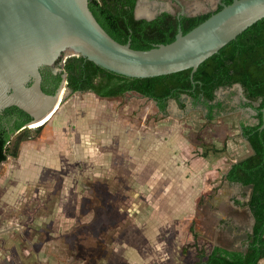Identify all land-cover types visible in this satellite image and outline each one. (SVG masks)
Masks as SVG:
<instances>
[{"label":"rangeland","instance_id":"rangeland-1","mask_svg":"<svg viewBox=\"0 0 264 264\" xmlns=\"http://www.w3.org/2000/svg\"><path fill=\"white\" fill-rule=\"evenodd\" d=\"M142 5L144 16L150 8L180 11L170 0H146ZM231 89L235 91L229 100L231 109L210 121L202 108L183 110L173 99L164 115L154 101L135 92L110 99L91 92H64L57 111L43 120L38 132L31 125L26 127L32 136L20 146V157L8 156L0 164V264H59V259L49 256V241L59 239L63 264H198L199 253H209L214 245L243 249L253 223L245 205L249 187L227 183L223 177L229 163L250 153L239 126L241 121L254 123L255 119L252 110L239 105L240 89L236 85ZM228 93L225 89L217 95L222 98ZM54 133L63 141L59 143ZM59 144L61 149L56 148ZM171 145L177 146L176 153H184L177 161L179 167L189 164L186 151L201 160L207 150L208 167L202 166L198 173L208 169V177L191 184L197 195L179 202L180 214L179 210L175 215L168 213L172 207L166 204L170 202L163 198L165 193L151 194L150 186L142 184L132 167L123 188V184L121 188L113 185L114 196L107 199L109 193L102 189L100 198L94 197L96 179L99 186H107L105 177L119 171L123 178L126 148L138 156L143 150L150 155ZM214 147L224 150L214 152ZM35 148L39 153L35 165L26 163L31 158L29 149ZM21 149H25L22 156ZM55 154L63 162L46 167L42 159ZM138 162L133 160L132 165ZM59 193L63 199L60 228L49 213L60 206ZM126 211L129 219L123 225Z\"/></svg>","mask_w":264,"mask_h":264},{"label":"trees","instance_id":"trees-1","mask_svg":"<svg viewBox=\"0 0 264 264\" xmlns=\"http://www.w3.org/2000/svg\"><path fill=\"white\" fill-rule=\"evenodd\" d=\"M231 1L224 0L227 4ZM136 3L137 0H88L89 9L107 33L120 43L130 41L134 49H149L157 44L169 43L174 39L179 24L186 33L221 8L218 6L214 11L194 16L182 15L179 21L176 14L167 11L146 20L135 18ZM64 71L66 87L71 92L88 91L107 98L135 92L154 101L164 115L167 114L170 99L184 109L183 97L190 98L194 107L202 108L205 119L209 121L231 109L228 108L229 100L235 92L231 88L239 84L243 94L240 106L252 109V118L256 122H240V136L250 147L251 153L232 163L224 179L250 188L245 205L253 223L246 234L243 249L215 245L209 253H199L201 260L198 264H260L264 258V129H259L262 124L261 109L264 107V18L203 61L194 72L193 81L190 79V69L156 77L130 78L75 56L65 59ZM225 89L229 93L217 98V92ZM14 109L26 118L10 130L0 126V164L8 156L16 158L21 143L32 136L28 128L19 130L28 122L29 116L16 107L7 108L6 111ZM17 130L18 134L12 139V134ZM214 150L221 151L224 147Z\"/></svg>","mask_w":264,"mask_h":264},{"label":"water","instance_id":"water-1","mask_svg":"<svg viewBox=\"0 0 264 264\" xmlns=\"http://www.w3.org/2000/svg\"><path fill=\"white\" fill-rule=\"evenodd\" d=\"M145 1L137 0L134 16L151 20L159 11L142 15ZM218 5L219 10L186 33L179 24L171 42L134 49L130 41L120 43L107 33L89 9L88 0H0V113L10 107L26 113L30 120L22 128L49 118L62 103V94L73 92L64 87V72L58 91L45 93L40 86V68L56 61L63 64L73 56L130 78L190 69L193 81L203 61L264 18V0H232L228 4L219 0ZM182 15L198 14L183 10L176 14L178 21ZM235 85L242 92L241 86ZM37 102L43 106L38 107ZM261 111L260 130L264 129V107Z\"/></svg>","mask_w":264,"mask_h":264},{"label":"crops","instance_id":"crops-1","mask_svg":"<svg viewBox=\"0 0 264 264\" xmlns=\"http://www.w3.org/2000/svg\"><path fill=\"white\" fill-rule=\"evenodd\" d=\"M185 1H186L184 3L185 11L188 13H192V14L208 13V12L214 11L219 6L218 5L219 0H185ZM173 4H175V3H173ZM167 10L173 11L171 8H169ZM55 112L53 113V115L55 114ZM165 115H167V114H165ZM53 136L59 137V139H57L59 143L63 141L62 137L60 136L59 133H54ZM24 143L25 142H22L21 145H23ZM175 146L176 145H171L170 147H167V149H163V148L156 149V150H154V154H150V155H148V153H145V151L143 150V151H141L142 153L138 156L133 155V153H132L133 150L131 149V147L126 148V150L123 153V159L121 162H123V164H124L123 169L127 173H125V171H124V175H123L122 179L120 178V176L118 174L119 171L117 173H114L111 178L109 176L105 177V178H107V181H105L104 183H108L107 186H105V185L99 186L98 185L100 183L99 179H96V181H93V183H92L94 186L93 191H95L94 197L100 198L99 193H101L102 189L106 190V193L107 192L109 193V196L107 197V199L109 197L111 198L112 195L114 196L116 194V187H118V188L122 187L123 188L124 184L126 185L127 176H128V174L131 175V172H132L131 167H132L133 169L138 170L136 173L139 174V178L142 181V184H146V185L150 186L149 192L151 194H153L155 196L156 193H159L160 195L165 193L163 198L165 197L166 201L170 202V204H168V203H166V204L170 205L172 207V209H171V212H168L167 209H163L162 211L167 210V212L170 213L171 215H173V214L175 215L177 213L176 210H179L178 213L180 214V210H181L180 207L181 206L178 205L179 202L185 201V200L190 201L196 192L195 189H192L191 184H193V186H194V184H195L194 182H199L200 179H202V181H204L205 177L206 176L208 177L207 172H209V171H208V169H205L202 174L198 173L201 170L202 166H203V168L208 167V164L204 160V156H200L201 160H199V157L198 158L194 157V153H191V150L186 151V154L190 157L189 158V164H185V166L179 167L177 165V161L179 160V158L181 156L184 155V153H181V155L178 154L179 152L176 153ZM58 147L61 149L62 148L61 144L56 145L57 149H58ZM54 148H55V144H54ZM50 150L53 151L52 149H50ZM24 151H25V149H23V152ZM23 152L21 149V152H20L21 156H22ZM250 153H251V149H250ZM250 153H248L247 155H249ZM18 154H19V152H18ZM28 154L31 156V158L26 163H29V162L33 163V161H36L35 160L36 156L37 155L39 156V153H38L36 148L34 149V151L29 149ZM247 155H245V156H247ZM60 156H61L60 154L59 155L55 154V155L51 156V159H48V158L42 159V157L41 158L38 157L37 160L42 159L44 161V164L47 162L45 165L46 167H49V168L54 167L55 168V166L58 163L61 164L63 162V159ZM17 157H20V154ZM239 159H241V158H239ZM239 159H235L233 162L229 163V165L226 169V172L230 168L231 164L234 163L235 161L239 160ZM133 160H138L139 162L136 163L135 165H132ZM33 164L35 165V163H33ZM198 166H199V168H198ZM119 167L122 168V166H120V165H119ZM226 172H225V174H226ZM101 182H103V181H101ZM227 183H229V182L227 181ZM120 184H123V185L121 187H119ZM230 184H233V183H230ZM113 185H116L115 189L114 188L112 189V187H114ZM237 185H239V184H237ZM109 188H111V191L109 190ZM126 192H128V190H125L123 192V200H126V195H127ZM59 194L61 195L62 193H59ZM249 194H250V188H249ZM195 195H197V194H195ZM248 198H249V196H248ZM60 201H62V202H60L59 207L50 208V210H49L50 216L53 219H56V221L58 220V222H59L58 228H60V226L63 225V199H62V195L60 196ZM163 208H165V205L163 206ZM83 214L84 213H82V215ZM126 214H128L127 211H126ZM126 214H124V218L122 220L123 225H124V223L126 224L127 220L129 219V217H128L129 214L128 215H126ZM155 214L159 215L160 213H155ZM121 219H122V217H121ZM117 222H118L117 219L113 220V224L111 225L112 231L116 230L115 228L117 227ZM58 228H56V225H55L52 229L56 230ZM116 233L117 232H114V234H116ZM60 237H61V235H60ZM49 245H50L49 246V248H50L49 253L51 254L49 256L52 257V255H54L56 257V259H59V264H63V241L61 239H59L58 241H56V240L52 241L51 240V241H49ZM108 256L104 260H106L107 258L109 259ZM66 257L68 258L69 256H66ZM263 260H264V258H263Z\"/></svg>","mask_w":264,"mask_h":264},{"label":"flooded vegetation","instance_id":"flooded-vegetation-1","mask_svg":"<svg viewBox=\"0 0 264 264\" xmlns=\"http://www.w3.org/2000/svg\"><path fill=\"white\" fill-rule=\"evenodd\" d=\"M151 1H154V0H151ZM170 1L172 2V4L175 3V5H178V7L180 8L179 9L180 11L173 12V14H177V13L183 11V10L185 11V6H184L185 0H170ZM222 1L224 2V0H222ZM151 10L152 9L150 8L149 11H151ZM160 10H167V9L160 8L159 10H157V9L155 10L154 9L153 11H159V13L163 12V11H160ZM167 12H168V10H167ZM64 72H65L64 71V63L60 64L59 61H56L53 65H44V66H42L40 68V76H41L40 86H41V89L45 93H47L49 95H54L58 91L60 86L62 85ZM65 86H66V81H65L64 87ZM94 95L97 96L96 94H94ZM97 97H99V96H97ZM99 98L110 99L109 97L108 98L107 97H99ZM217 98H221V97L219 95H217ZM183 99H184V104H185V108L183 110H186L189 106L194 107L193 103L190 100V98L183 97ZM240 103H241V101L239 102V105H240ZM168 105H169V102L167 104V111H168ZM230 105L231 104L229 102L228 108L232 107V105L231 106ZM6 109H4L0 113V126L4 127L6 130H10L11 128H13L15 126L16 123H18V122H20V121H22L23 119L26 118L23 115H20L18 113V110L14 109V110L6 111ZM250 110H252V109H250ZM29 120H30V117H29ZM40 124H36V125H40ZM21 129H24V128L21 127L19 130H21ZM19 130L15 131L14 133H17Z\"/></svg>","mask_w":264,"mask_h":264},{"label":"bare ground","instance_id":"bare-ground-1","mask_svg":"<svg viewBox=\"0 0 264 264\" xmlns=\"http://www.w3.org/2000/svg\"><path fill=\"white\" fill-rule=\"evenodd\" d=\"M142 12V11H141ZM37 106L38 107H41V106H43V103H41V102H37ZM45 120V119H44ZM41 122H43V120L41 121ZM41 122H35V123H33L31 126H33V128L34 127H39L40 125H36V124H40Z\"/></svg>","mask_w":264,"mask_h":264}]
</instances>
